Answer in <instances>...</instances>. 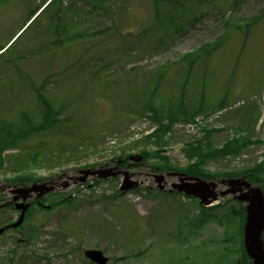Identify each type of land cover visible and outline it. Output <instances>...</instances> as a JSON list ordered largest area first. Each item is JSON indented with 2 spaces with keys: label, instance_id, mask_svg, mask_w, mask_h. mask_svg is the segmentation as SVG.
Here are the masks:
<instances>
[{
  "label": "rangeland",
  "instance_id": "rangeland-1",
  "mask_svg": "<svg viewBox=\"0 0 264 264\" xmlns=\"http://www.w3.org/2000/svg\"><path fill=\"white\" fill-rule=\"evenodd\" d=\"M45 1L0 0V46L14 37L0 57V128L39 126L42 98L58 120L0 153V226L17 220L4 205L18 190L54 182L45 206L32 205L21 229L0 237V264H89L92 249L109 264L223 260L222 249L235 246L220 239L237 228L166 194L179 181L156 166L161 158L179 172L196 163L219 175L263 162L264 0H160L158 18L153 0H55L15 36ZM158 123L166 134L144 140ZM226 140L239 154L207 158ZM103 166L120 175L79 184L82 170ZM221 180L207 181L236 190L218 199L236 208L246 190ZM125 181L137 187L120 192ZM192 190L208 197L211 188L194 182ZM213 208L206 216L225 212Z\"/></svg>",
  "mask_w": 264,
  "mask_h": 264
},
{
  "label": "trees",
  "instance_id": "trees-1",
  "mask_svg": "<svg viewBox=\"0 0 264 264\" xmlns=\"http://www.w3.org/2000/svg\"><path fill=\"white\" fill-rule=\"evenodd\" d=\"M153 4H154V9H155V17H158L159 13L157 11L158 9V4H160V0H153ZM180 6V5H179ZM166 21V19H165ZM3 48V47H1ZM185 57V56H184ZM154 89H152L151 94L154 93ZM40 97V96H39ZM43 99V98H42ZM47 105V104H46ZM47 110L46 112L43 113V120L42 123L39 124V126L36 127H32V126H26L22 125L19 126L17 129H12L10 127L9 131L10 132H4L2 129L0 131V150H4L6 148H8L9 146H12L14 144H16L18 142V140L22 139L23 137H28L30 135H32L33 133L43 130L46 131L47 129H50L55 123L58 122L57 119H55V115H53V113L50 112V107L47 105ZM154 115V119H156L158 117V113H153ZM175 120V117L170 118V123L167 125L168 129L169 126H172V122ZM157 121V119H156ZM159 124V123H158ZM167 129V130H168ZM166 131V128L164 126L160 127L159 130L155 131L154 137L155 139L159 140V135H163V132ZM166 133V132H165ZM210 134V132H208ZM232 140L227 141L225 143V145L219 150V151H214L212 150L207 158H212L214 156L217 155H221V156H228V155H234L236 156L237 154H239V146H237L238 142L236 141V143L232 144L231 143ZM198 149V148H197ZM35 157V156H34ZM204 158H201V161H203ZM164 166L166 169H169L171 171H177V169L170 167L167 162L165 161V164L161 165ZM160 168V167H159ZM263 168H264V160L262 163L256 165L255 167H252L251 169H245L243 171L237 172V173H228V174H222V175H208L207 173H204L202 171H200L198 169V165L196 163H194L193 165H190L185 172L188 173L189 175H196L197 177H201L203 179H214V178H218L219 176L222 178H233V177H244V179L246 181H248L249 183H251L252 185L255 186H259L261 188V190L264 193V176L262 175L263 172ZM236 203V208H229L228 207V203H225L224 205H219L216 208H224L225 212L220 215V216H206L208 214V212H210L211 210H206L204 208L200 207V211H201V215L202 218H207V219H211L214 220L217 223H222L224 226H226L227 228L230 227H237V229L234 231L233 229H230L231 233L233 234V237H235V247L231 248L230 250H227V253L223 256V260H218L213 264H230L233 261H229L226 262V260H229V256H231V254L234 251H237L240 249V254H239V259L237 261H235L234 264H251V261L248 259L243 245H242V226L244 224V220H245V208L244 205H242L241 203L235 201ZM213 208V209H216ZM191 222V225L193 228L197 229V224H200L199 220H195V219H189ZM227 233H228V229H227ZM236 236L238 238H236ZM232 238V237H231Z\"/></svg>",
  "mask_w": 264,
  "mask_h": 264
},
{
  "label": "water",
  "instance_id": "water-1",
  "mask_svg": "<svg viewBox=\"0 0 264 264\" xmlns=\"http://www.w3.org/2000/svg\"><path fill=\"white\" fill-rule=\"evenodd\" d=\"M88 174H95V173H89L85 172V175ZM112 174L105 173L104 175H100L101 178H107ZM112 176H115L113 174ZM184 180H196L195 178H186L184 179L180 178V185H174L173 188L176 189L179 192H183L186 195H191L198 197L201 201L202 205H208L212 201H215L217 198V195L212 191L215 187L214 184H205L203 182H198V185L209 187L212 190L208 194V197H202L201 194L194 192L193 185L184 183ZM231 185L236 184L237 187H243L247 191L245 193H242L237 197V200L240 202H244L247 204L245 208L246 212V224L244 227V246L246 253L248 257L252 260L253 264H264V244L261 240V234L264 230V196L262 192L258 188H251V186L242 181V180H236L231 181ZM131 186L124 187L125 190L130 188ZM52 189H46L45 184L43 185H33L30 189L24 190L20 192L22 200H26L29 196V193L39 191V196L43 195L44 192H47ZM237 191H227L226 193H221L220 195H225L228 193L235 194ZM238 192H240L238 190ZM19 197H16L14 201H17ZM16 209L21 210V214L19 216L18 221L8 226V228H17L21 225L24 217V212L27 209V206L24 205H16ZM3 232V229L0 230V234ZM85 257L89 259L91 262L95 264H107V259L102 256V253L99 251H88L85 253Z\"/></svg>",
  "mask_w": 264,
  "mask_h": 264
}]
</instances>
